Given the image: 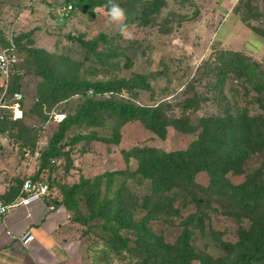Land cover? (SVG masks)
<instances>
[{
    "label": "rangeland",
    "instance_id": "obj_1",
    "mask_svg": "<svg viewBox=\"0 0 264 264\" xmlns=\"http://www.w3.org/2000/svg\"><path fill=\"white\" fill-rule=\"evenodd\" d=\"M75 1L0 0V50L9 46L19 62L10 92L8 83L0 86V101L11 109H5L9 118L1 131L6 133L0 132L5 137L0 147L5 192L13 195L30 176L47 181L50 194L61 204L74 197L77 208L67 210L82 264H164L158 257L142 259L144 254L133 249L132 229L108 231L107 225H115L105 218L120 203L164 243L188 234L184 256L189 264H233L245 250L259 256L252 264H264V0H150L142 2L145 15L141 2L114 0L125 10L124 31L108 18L111 0H89L66 14L67 2ZM234 53L248 67L219 69V54ZM41 59L49 61L47 69L57 61L68 78L77 75L87 83L123 80L117 97L157 109L162 130L152 131L138 118L116 125L104 112L102 120L71 125L56 145L60 151H52L50 139L58 122L73 114L82 98L77 93L60 95L38 107L41 78L36 69ZM15 92L22 98L16 99ZM227 114L235 124H247L243 135H253V147L246 146L238 171L227 178L248 190H261H252L248 203L237 206L210 184V170L195 160L199 150L192 160L180 163L175 183L181 187L152 191L134 150L195 152L200 124L215 118L224 126ZM35 128L41 129L40 135H32ZM115 129L117 141L110 138ZM34 149L37 157L25 156ZM107 175H112V185ZM117 185L123 189L120 193ZM190 191L200 198L199 204ZM114 196L121 197L117 203L111 200ZM100 206L109 209L107 217L98 214ZM118 237L127 238L126 245Z\"/></svg>",
    "mask_w": 264,
    "mask_h": 264
},
{
    "label": "trees",
    "instance_id": "obj_2",
    "mask_svg": "<svg viewBox=\"0 0 264 264\" xmlns=\"http://www.w3.org/2000/svg\"><path fill=\"white\" fill-rule=\"evenodd\" d=\"M87 1L89 0H77L73 3V5L71 2L67 3L71 4L72 9V6L81 7V5L85 4ZM100 1L102 0H95L94 3L97 2L99 4ZM135 1L141 2L140 8L143 15L145 11V5H143V3H150V0ZM65 7L63 9L64 12ZM71 9L68 13H70ZM88 42L90 41H82L84 45L91 46V44ZM10 46L15 51V48L12 45ZM6 48H9V46ZM241 58L242 56H238L236 53L229 54L228 56H226V54H219L217 58V61L220 64L219 69L220 67L223 68V66L226 65L230 68L238 65L239 67L247 68L248 65L245 63L247 61ZM18 63L19 62H17L15 65L16 68L15 66L13 67L12 73L8 80L9 92L12 77L18 75L15 73ZM45 63L49 64V61L41 59L40 63H37L36 69V73L41 78L37 89L39 97L37 99L38 103L36 104L38 107L45 103L50 104V101L58 100L60 95L77 93L79 98H82V103L79 108L73 114L65 115L63 119L58 122L57 130L53 133L50 139V149L52 147V151H60V147L56 145L58 142H60V140L63 139L65 131L71 125H80L81 122L85 121L91 123V121L94 122L93 120L97 118L102 120L104 112L115 118L116 125L125 120L127 121L133 118H138L145 122L152 131L159 133V131L162 130L163 117H161L160 113L156 112L157 109H149L145 106L133 105L124 101L122 102L123 99L121 100L117 97L116 92L119 91L118 87L122 85L123 80H118L115 83H87L86 81L79 79L77 75L68 78L66 74L62 73V64H57V61L54 62L56 65L49 67V69L45 67ZM51 69L55 73H51ZM101 95H106V97L101 98ZM4 111L5 114L3 118L0 119V132L2 133H6L1 130L3 129V124L6 123L7 119L9 118V111ZM46 116L47 115L44 117L45 119L47 118ZM236 121L237 120L233 118L231 114H227L225 119L226 123L224 126H222V122H220V120L215 118L204 120L200 124L199 137L198 141H196L195 152L190 151L188 153H170L166 151H159L154 148H142L139 150H134V154L139 160V170L141 174L143 176L149 177L152 181V191L156 192L159 190H164L170 192L175 187H181V185L175 183L177 181L176 176L178 172L181 171L180 163H182L184 160H192L194 155L199 150H201L199 151V155L195 158V160H201L200 165L203 168H208V170H210V184L221 193H225L226 196L232 198L236 202L237 206L241 205L243 208L244 205L248 203L247 200H249L248 197L253 193L252 190L259 192L261 189L259 190L257 187H254L252 190H248L243 185L237 186L230 183L227 178L228 174L238 171V166L241 163L240 161H242L243 156L247 153L246 146L249 149L253 147V145H250V140H252L253 135L251 136L250 133L243 135L245 133L243 131H247V124L239 126L235 124ZM242 127L244 129H242ZM40 134V128L33 129L32 135ZM110 134V138L112 137L114 141L118 140L116 136L118 135L116 129ZM50 149L48 153H50ZM178 161L180 162L178 163ZM112 179V175H107L106 182H108V185H112ZM21 183L16 187V190L20 189ZM116 190L117 193H120L123 189L117 185ZM189 195L191 199H193L197 204L201 202L200 198L198 199L193 191H190ZM48 196H51L54 200L53 194H49ZM119 198L121 197L114 196L111 200L113 203H117L120 200ZM103 202L108 204V200ZM63 203L64 204H61L55 199L54 208L55 206H58V204L63 206L65 205L66 207L64 206V208L66 210L76 209L78 206V202L74 197L66 198ZM120 205L121 203L118 206H114V213L111 214L110 217H107V215L105 216V211L107 214V211L109 210L107 206H100V209H98V214L108 218H105V223H107L108 220L109 222H114L115 229L111 226V224L108 223L109 225L106 226L108 231H111V233H117L119 229L124 227L127 229H132L134 236H136V240L134 241L135 247L133 249L142 252L144 254L142 259H146L147 262H150L151 258L157 260L156 258L158 257L157 261H159V263L189 264V261L184 256L188 249V234L184 233V235L176 239L173 244L164 243L162 239L159 238V236H155L154 233L150 231V227L147 225V223L144 224L139 220L134 221V219H132V215L128 212L129 208L126 210L124 207H120ZM90 216L92 217V215ZM88 218V216L84 218L85 222ZM190 218L188 220L195 221V219ZM256 236L257 235H253L254 238H257ZM258 236H260V234H258ZM119 239L125 245L128 242V239L125 237ZM259 261L260 258L257 254L247 252L245 250L242 254H240L238 260L233 264H252Z\"/></svg>",
    "mask_w": 264,
    "mask_h": 264
},
{
    "label": "crops",
    "instance_id": "obj_3",
    "mask_svg": "<svg viewBox=\"0 0 264 264\" xmlns=\"http://www.w3.org/2000/svg\"><path fill=\"white\" fill-rule=\"evenodd\" d=\"M10 180L8 185H12ZM19 190L12 195L0 182V193L4 195L0 200L15 201ZM54 200L42 196L28 206L11 207L0 218V264H82L80 244L70 233L71 218H66L69 212L59 204L54 208ZM27 230L33 239L25 246L20 238Z\"/></svg>",
    "mask_w": 264,
    "mask_h": 264
},
{
    "label": "built area",
    "instance_id": "obj_4",
    "mask_svg": "<svg viewBox=\"0 0 264 264\" xmlns=\"http://www.w3.org/2000/svg\"><path fill=\"white\" fill-rule=\"evenodd\" d=\"M70 9L71 4L67 3L65 7V13L67 14ZM16 64V56L11 50H9V48L0 50V78H3L0 86H4L3 82H5L6 84L8 83V78L11 75L12 69ZM14 95L16 99H19L22 96L20 93H15ZM5 102V100L0 101V119H2L5 114L4 110L10 109ZM1 138L3 139V141H5V137L0 136V147L3 144ZM32 152V155H30V152L27 150L24 152V154L25 156H31L30 158L34 159L38 156V149H34ZM49 194L50 191L47 182L35 180L30 176H25L20 186L19 195L17 196L15 201L11 203H4L0 200V218H2L8 212V210L15 205L28 206L30 203L38 200L42 196H48ZM66 218H70L69 213H66ZM32 239V232L27 230L22 234L20 241L23 245L27 246L32 241Z\"/></svg>",
    "mask_w": 264,
    "mask_h": 264
},
{
    "label": "clouds",
    "instance_id": "obj_5",
    "mask_svg": "<svg viewBox=\"0 0 264 264\" xmlns=\"http://www.w3.org/2000/svg\"><path fill=\"white\" fill-rule=\"evenodd\" d=\"M107 12L109 20L117 22L119 29L124 31L127 27V25L123 23L125 20V10L118 3L114 2V0H111Z\"/></svg>",
    "mask_w": 264,
    "mask_h": 264
}]
</instances>
